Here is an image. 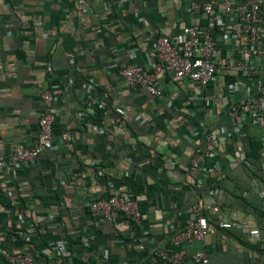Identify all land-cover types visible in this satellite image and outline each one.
Listing matches in <instances>:
<instances>
[{
    "label": "crops",
    "instance_id": "0c3cea01",
    "mask_svg": "<svg viewBox=\"0 0 264 264\" xmlns=\"http://www.w3.org/2000/svg\"><path fill=\"white\" fill-rule=\"evenodd\" d=\"M188 24L205 20L185 0H0V156L37 143L44 89L52 91L57 113V148L0 172V264L6 249L49 263L56 244L66 248L64 264H147L150 251L181 229L196 199L217 200L222 214L249 222L259 235L217 231L187 245L183 264H193L189 254L201 250L208 264H264V131L244 117L232 132L226 114L231 97L241 99L245 87L262 81L264 55L248 81L223 76L205 89L176 83L156 70L152 46ZM216 40L220 59L233 60L236 45ZM119 64L153 74L161 94L127 87ZM117 107L129 108L123 126ZM203 128L218 140L203 167L217 163L222 177L204 193L208 174L197 175L193 186L187 171ZM251 142L259 145L256 157ZM111 187L137 200L141 227L117 212L111 221L92 215L91 196H108ZM15 228L25 229L24 243L12 237Z\"/></svg>",
    "mask_w": 264,
    "mask_h": 264
},
{
    "label": "built area",
    "instance_id": "2783aa9c",
    "mask_svg": "<svg viewBox=\"0 0 264 264\" xmlns=\"http://www.w3.org/2000/svg\"><path fill=\"white\" fill-rule=\"evenodd\" d=\"M190 11H199L205 24L185 25L179 34L161 35L155 38L152 54L156 59V70L161 74H170L176 83L190 81L198 88L205 89L209 83L218 81L223 76H239L245 81L256 76L261 68L256 63L264 55V18L261 7L264 0H185ZM221 41L232 42L236 45L233 60L220 59V47L216 36ZM117 75L127 87L136 89L143 87L152 96H159L161 91L153 74L143 69L126 64L116 67ZM239 84V82L237 83ZM240 85V84H239ZM247 86L246 83L243 85ZM234 90V86L228 89ZM40 98L43 111L38 119V141L31 147L14 145L8 155L0 156V172L5 168L20 169L25 163L34 161L42 148L54 150L57 148L53 141L52 124L56 112L52 108L53 94L50 89H44ZM200 98H203L200 96ZM128 107L115 109L119 126L124 125L123 116ZM232 132H238V119L251 118L252 122L261 125L264 131V77L257 85L245 87L241 99L230 98L226 111ZM196 130V128H192ZM235 133L229 135V139ZM202 144L196 145L189 158L188 169L199 175L206 172L203 167L207 156H212L218 140L214 132L203 128ZM264 145V134L262 138ZM264 156V148L262 151ZM210 178L218 179L219 167L214 163L206 172ZM205 177V176H203ZM108 196H91L89 208L92 215L105 221L112 220L114 212L122 214L126 221H132L141 227V214L138 202L127 192L115 193L111 187ZM215 216L214 221L202 212ZM45 224L40 231H45ZM241 231L249 237H258L259 232L249 222L227 218L222 214L220 203L214 200L209 203L193 201L189 216L183 226L170 236L164 248H154L150 251L147 264H183L187 258L185 247L193 242H203L204 239L217 231ZM55 256L49 263L64 264L66 248L62 244L54 246ZM5 264H41L23 252L3 251ZM193 264H208L205 251H195L188 256Z\"/></svg>",
    "mask_w": 264,
    "mask_h": 264
},
{
    "label": "trees",
    "instance_id": "16d2710c",
    "mask_svg": "<svg viewBox=\"0 0 264 264\" xmlns=\"http://www.w3.org/2000/svg\"><path fill=\"white\" fill-rule=\"evenodd\" d=\"M251 145H252V149L254 150L253 152L254 153H252V155L254 156V157H256L257 156V154L255 153V150L256 149H258L259 148V145L257 144V143H255V142H251ZM80 165V167L79 168H82V164L81 163H79ZM188 166H189V164H188ZM187 171H188V173L192 176V178H193V181H192V185L194 186L195 185V183L197 182V175H199L197 172H195V173H193V172H190L189 171V169H188V167H187ZM221 181H222V177L220 176L218 179H214V178H210V180L207 182V186H206V188H205V190H203V193H204V191H207L208 190V188L207 187H219V185H220V183H221ZM198 193L199 194H201L202 192H201V190L200 189H198ZM202 214L203 215H205V216H207L208 218H210L211 220H213L214 221V219H215V216H213V215H209V214H206L204 211L202 212ZM128 223L130 224V226L131 227H135V228H139V226L138 225H136L134 222H132V221H128ZM39 226H38V228L40 227V224H38ZM35 227H36V225H35ZM25 229H21V228H19V229H17V228H15L13 231H12V233H11V235H12V237L15 239V240H17V242H19V243H24V240H25ZM224 232H226V231H224ZM229 232H231V231H229ZM7 250V249H6ZM2 258H3V260H4V263H5V258H4V256L2 255Z\"/></svg>",
    "mask_w": 264,
    "mask_h": 264
}]
</instances>
